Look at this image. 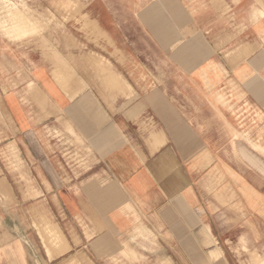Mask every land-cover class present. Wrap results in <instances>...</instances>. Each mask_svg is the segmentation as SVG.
<instances>
[{
    "label": "crops",
    "instance_id": "0c3cea01",
    "mask_svg": "<svg viewBox=\"0 0 264 264\" xmlns=\"http://www.w3.org/2000/svg\"><path fill=\"white\" fill-rule=\"evenodd\" d=\"M126 1L123 8L122 0H98L93 11L104 33L103 67L67 74L62 84L41 63L16 85L2 75L16 133L2 152L0 177L20 207L48 210L67 252L94 264H247L238 259L246 252L241 237L223 236L217 220L203 216L199 174L184 146L186 130L221 119L203 82H225L227 96L237 84L242 111L264 114V4L163 0L159 20L157 10L143 17L136 0ZM234 14L241 44L227 40L224 55L210 52L219 48L202 34L234 32ZM35 59L29 53L23 63ZM82 59L83 68L90 64ZM255 239L250 249L260 253L264 238ZM17 249L21 264L36 257L23 243ZM9 263L2 230L0 264Z\"/></svg>",
    "mask_w": 264,
    "mask_h": 264
},
{
    "label": "rangeland",
    "instance_id": "374dc122",
    "mask_svg": "<svg viewBox=\"0 0 264 264\" xmlns=\"http://www.w3.org/2000/svg\"><path fill=\"white\" fill-rule=\"evenodd\" d=\"M136 1L143 17L147 10L154 9L160 13L157 18L162 20L163 0ZM124 2L128 1L122 0L123 8ZM260 2L264 4V0ZM182 3L179 7L184 13ZM97 4L98 0H0V82L2 75L7 74L6 78L14 80L16 85L18 80L28 77L30 67L40 63L60 83L67 74L90 66L103 67L98 45L105 48L99 43L104 33L93 14ZM147 16L154 17L153 13ZM233 17L234 32L227 35L223 29L217 34H202L203 40L219 48L210 52L222 51L224 55L227 40H234L235 49L241 44L243 27L237 23L235 14ZM144 37L145 34L138 33L139 41ZM29 53H33L36 63L31 60L23 63ZM83 57L90 61L84 68ZM203 84L212 90V106L218 105L222 110L220 120L203 121L202 128L186 130L191 138L185 143V154L199 174L196 179L201 189L203 216L217 220L218 233L223 236L227 234L236 240L241 237V247L246 250L244 256L238 257L241 263L264 264V250L259 253L251 246L252 251L248 243L249 238L257 239L258 234L264 238V114L242 111L237 84H230L229 96L225 82ZM3 103L0 88V174L2 152L5 149L7 152L9 139L16 133V124ZM3 180L0 177V235L2 230L8 235L9 264L23 262L17 256L21 243L36 252L35 259L30 257L27 264H94L85 254L67 252L63 228L51 221L48 210L20 207L18 194ZM8 205L15 207L9 209ZM228 242L232 245L231 240ZM260 245L264 249V241Z\"/></svg>",
    "mask_w": 264,
    "mask_h": 264
},
{
    "label": "bare ground",
    "instance_id": "6f19581e",
    "mask_svg": "<svg viewBox=\"0 0 264 264\" xmlns=\"http://www.w3.org/2000/svg\"><path fill=\"white\" fill-rule=\"evenodd\" d=\"M90 259V258H89ZM92 261V260H91Z\"/></svg>",
    "mask_w": 264,
    "mask_h": 264
}]
</instances>
